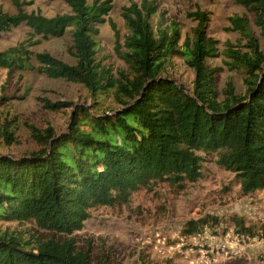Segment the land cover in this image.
<instances>
[{
	"label": "trees",
	"instance_id": "trees-1",
	"mask_svg": "<svg viewBox=\"0 0 264 264\" xmlns=\"http://www.w3.org/2000/svg\"><path fill=\"white\" fill-rule=\"evenodd\" d=\"M62 1L70 12L53 17L25 11L31 2L22 0H12L16 14L0 9V40L23 25L30 30L28 39L0 50L7 78L36 72L80 85L94 100L89 108L39 98L47 111L74 109L66 132L25 123L37 150L18 158L0 155V221L34 223L49 235L0 232V264H90L74 235L94 209L126 205L134 193L159 183L182 190L203 177L208 156L235 174L246 195L264 190V48L249 17L264 39V0H236L246 14L229 19L240 39L226 43L224 65L243 75L244 94L233 81L219 89L223 68L207 63L218 57V42L208 36L210 12L199 6L187 13L197 25L183 40L181 24L167 17L159 0L123 8V37L109 18L113 0ZM107 21L126 68L115 70L99 58L97 26ZM67 34L73 65L33 50L42 39ZM176 58L195 74L192 91L170 76ZM5 100L0 96V105ZM13 125L0 123V146L19 143ZM189 226L191 235L201 225Z\"/></svg>",
	"mask_w": 264,
	"mask_h": 264
},
{
	"label": "rangeland",
	"instance_id": "rangeland-1",
	"mask_svg": "<svg viewBox=\"0 0 264 264\" xmlns=\"http://www.w3.org/2000/svg\"><path fill=\"white\" fill-rule=\"evenodd\" d=\"M31 2L27 12H40L53 17L69 13L62 0H22ZM140 0H113L114 9L109 18L117 25L121 36L127 34L122 16L123 8ZM167 17L181 24L183 40L192 37L196 22L187 17L196 6L211 14L208 36L218 42V57L209 58L210 67H221L217 75L219 89L233 81L237 92L244 94L243 75L229 71L224 65L226 43L237 44L240 35L231 29L229 19L244 15L246 10L236 0H159ZM0 9L16 14L12 0H0ZM255 35L264 48L260 30L253 24ZM109 20V19H108ZM99 58L115 70L126 68L115 51L117 38L107 21L97 26ZM29 28L21 26L2 35L0 50L5 51L29 38ZM72 37L42 39L33 48L35 52H47L75 64L69 47ZM170 76L178 85L192 91L194 72L182 59H174ZM0 96L6 98L0 105V123L14 122L18 144L0 146V155L22 157L37 150L30 140L25 123L44 128L52 125L61 134L66 132L74 109L51 112L43 109L39 98L52 102H70L75 106L91 108L94 100L80 85L64 80H52L36 72H17L7 78V71L0 70ZM106 106L111 100L102 101ZM105 107H102L104 109ZM104 111V110H102ZM108 114V112H107ZM211 218L216 221L211 222ZM200 222L199 231L188 234L190 222ZM264 190L246 195L235 174L216 163L214 156L203 162V177L182 190L167 183H159L151 189L133 194L123 206L99 207L82 231L74 236L80 250L87 252L90 264H264ZM251 229L254 235L241 230ZM17 232L25 238L49 236L34 223L0 221V232Z\"/></svg>",
	"mask_w": 264,
	"mask_h": 264
}]
</instances>
